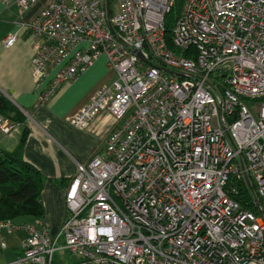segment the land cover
<instances>
[{
  "label": "built area",
  "instance_id": "built-area-1",
  "mask_svg": "<svg viewBox=\"0 0 264 264\" xmlns=\"http://www.w3.org/2000/svg\"><path fill=\"white\" fill-rule=\"evenodd\" d=\"M173 5L50 0L30 26L38 103L104 56L117 78L71 124L104 110L115 124L64 189L55 235L0 221L2 250L28 233L6 264H264V0H184L170 41Z\"/></svg>",
  "mask_w": 264,
  "mask_h": 264
},
{
  "label": "crops",
  "instance_id": "crops-1",
  "mask_svg": "<svg viewBox=\"0 0 264 264\" xmlns=\"http://www.w3.org/2000/svg\"><path fill=\"white\" fill-rule=\"evenodd\" d=\"M49 1L41 0L23 12L14 0L8 3L0 0V95L8 98L28 117L25 124L17 125L11 135L0 132V147L15 151L25 129L29 130L21 151L23 158L45 177L42 192L44 220L36 219L29 224L41 225L51 231L58 230L66 216L64 189L81 165L86 166L96 155H104L105 140L115 124V117L106 110L101 111L86 129L76 128L71 120L89 105L98 89L114 82L117 74L108 68L107 59L100 57L86 73L64 84L48 103H38L32 68L36 37L30 26ZM16 33L18 39L14 45L6 47L7 37ZM50 82L48 79L44 88ZM12 223L15 224L14 221ZM22 232L7 235V240L12 239L13 242L10 246L8 241L7 250L0 249V264L15 260L19 244L26 238L21 235L26 232Z\"/></svg>",
  "mask_w": 264,
  "mask_h": 264
},
{
  "label": "trees",
  "instance_id": "trees-1",
  "mask_svg": "<svg viewBox=\"0 0 264 264\" xmlns=\"http://www.w3.org/2000/svg\"><path fill=\"white\" fill-rule=\"evenodd\" d=\"M184 0H174L172 12L166 18L168 38L171 41L172 29L181 13ZM0 114L13 124L23 125L26 118L8 98L0 95ZM29 134L26 128L19 147L12 152L0 147V221H15L21 217L41 220L45 216L42 192L44 175L33 165L27 163L22 148ZM242 195L249 201L243 202L245 208L255 210V202L250 190L243 186Z\"/></svg>",
  "mask_w": 264,
  "mask_h": 264
},
{
  "label": "rangeland",
  "instance_id": "rangeland-1",
  "mask_svg": "<svg viewBox=\"0 0 264 264\" xmlns=\"http://www.w3.org/2000/svg\"><path fill=\"white\" fill-rule=\"evenodd\" d=\"M113 83V82H112ZM111 83V84H112ZM111 84H109V85H111ZM106 86H108V85H106ZM18 109V108H17ZM18 111L19 112H22L23 113V111L21 110V109H18ZM23 116L26 118V120H28V117L23 113ZM0 117L1 118H3V119H6V120H9L8 118H6V117H4V116H2L1 114H0ZM10 121V120H9ZM1 132V131H0ZM2 133V132H1ZM3 134V133H2ZM5 135V134H4ZM43 199H44V197H43ZM44 202H45V200H44ZM36 219H34V218H32V217H21V218H19V219H17V220H15L14 221V223H15V225H17V226H23L25 223H27V225H33V224H29V223H34V221H35ZM44 219H42V221H43ZM35 224H37V223H35ZM51 231H52V233L55 235L56 233H57V230L56 229H51ZM22 233H24V232H22ZM22 235V237L23 238H25V239H27L28 238V234L27 233H24V234H21ZM7 238H8V236L4 239L5 240V242L7 243V245H8V241H9V244H10V246H12V242H13V240L11 239V240H7ZM25 239H23V240H25ZM22 240V241H23ZM22 244V243H21ZM21 244H19V245H21Z\"/></svg>",
  "mask_w": 264,
  "mask_h": 264
},
{
  "label": "water",
  "instance_id": "water-1",
  "mask_svg": "<svg viewBox=\"0 0 264 264\" xmlns=\"http://www.w3.org/2000/svg\"><path fill=\"white\" fill-rule=\"evenodd\" d=\"M109 2H110V0H107V5H109ZM258 205H259V203H258Z\"/></svg>",
  "mask_w": 264,
  "mask_h": 264
},
{
  "label": "bare ground",
  "instance_id": "bare-ground-1",
  "mask_svg": "<svg viewBox=\"0 0 264 264\" xmlns=\"http://www.w3.org/2000/svg\"><path fill=\"white\" fill-rule=\"evenodd\" d=\"M184 4V3H183ZM182 10V9H181Z\"/></svg>",
  "mask_w": 264,
  "mask_h": 264
}]
</instances>
